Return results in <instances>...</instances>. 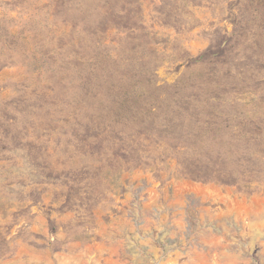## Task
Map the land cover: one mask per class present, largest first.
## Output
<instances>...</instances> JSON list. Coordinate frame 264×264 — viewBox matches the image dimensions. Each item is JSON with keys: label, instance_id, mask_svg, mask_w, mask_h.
Here are the masks:
<instances>
[{"label": "rangeland", "instance_id": "374dc122", "mask_svg": "<svg viewBox=\"0 0 264 264\" xmlns=\"http://www.w3.org/2000/svg\"><path fill=\"white\" fill-rule=\"evenodd\" d=\"M0 264H264V0H0Z\"/></svg>", "mask_w": 264, "mask_h": 264}]
</instances>
